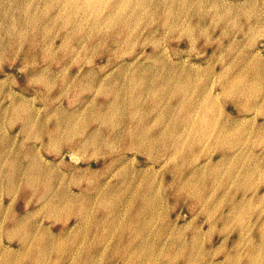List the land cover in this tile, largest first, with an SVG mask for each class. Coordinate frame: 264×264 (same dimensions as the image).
<instances>
[{
    "label": "rangeland",
    "instance_id": "1",
    "mask_svg": "<svg viewBox=\"0 0 264 264\" xmlns=\"http://www.w3.org/2000/svg\"><path fill=\"white\" fill-rule=\"evenodd\" d=\"M140 1L0 0V264H264V0Z\"/></svg>",
    "mask_w": 264,
    "mask_h": 264
},
{
    "label": "bare ground",
    "instance_id": "2",
    "mask_svg": "<svg viewBox=\"0 0 264 264\" xmlns=\"http://www.w3.org/2000/svg\"><path fill=\"white\" fill-rule=\"evenodd\" d=\"M99 1H101V0H99ZM118 1H120V0H113V2H118ZM138 1V0H137ZM144 1V0H143ZM121 2H123L121 5H125L126 3L125 2H127V0H121ZM142 2V0L140 1V4H142L141 3ZM120 3V2H119ZM143 5V4H142ZM143 8V7H142ZM115 11V10H114ZM125 11H127V10H125ZM140 11H141V9H140ZM138 12V13H141V12ZM130 14V13H129ZM112 16V15H111ZM123 16V15H122ZM126 16H127V14H126ZM140 16V15H139ZM120 18V17H119ZM129 18V17H128ZM136 18H138V17H136ZM140 18H141V16H140ZM121 20V19H120ZM214 21V20H213ZM110 22V21H109ZM124 22V21H123ZM105 23V22H104ZM111 23V22H110ZM103 24V23H102ZM106 24V23H105ZM101 29H102V26H101ZM103 30V29H102ZM189 33V32H188ZM190 35H191V33H190ZM113 91V90H112ZM113 93V92H112ZM118 94V93H117ZM252 260V259H251ZM254 262L252 261V264H253Z\"/></svg>",
    "mask_w": 264,
    "mask_h": 264
}]
</instances>
